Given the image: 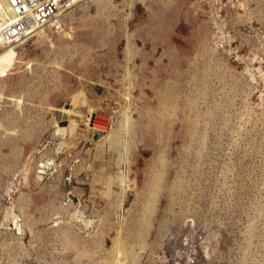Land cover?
Masks as SVG:
<instances>
[{
	"label": "rangeland",
	"instance_id": "rangeland-1",
	"mask_svg": "<svg viewBox=\"0 0 264 264\" xmlns=\"http://www.w3.org/2000/svg\"><path fill=\"white\" fill-rule=\"evenodd\" d=\"M130 2L85 0L0 69V220L27 211L0 264H113L118 243L125 264H264V0Z\"/></svg>",
	"mask_w": 264,
	"mask_h": 264
},
{
	"label": "bare ground",
	"instance_id": "bare-ground-1",
	"mask_svg": "<svg viewBox=\"0 0 264 264\" xmlns=\"http://www.w3.org/2000/svg\"><path fill=\"white\" fill-rule=\"evenodd\" d=\"M130 3L134 4L133 0H131ZM129 7H130V4H129ZM72 10L73 9H70L69 11H67L64 14V17ZM63 18L53 20V21H51L52 23L49 22L48 24H46L44 26L31 28V30L25 29V31H23L24 34L21 36L22 37L21 39L18 38L16 40L9 41V42H0V69L1 70L8 69L10 66H13L16 61H18V56H17L15 48L13 46L14 44L21 42L25 38L31 36L32 34L39 32L40 30H42V28H44L47 25H49V26L52 25V26H55L59 29H63V27H64V24H63L64 19ZM17 19H18L17 15L10 16L9 17V23H12V22L16 21ZM216 21L217 20H215V23H216ZM215 23H214V25H215ZM218 26H219V24H218ZM0 28H2V25L0 26ZM18 35H19V33H16V36H18ZM18 37H20V36H18ZM2 40H3V36L0 34V41H2ZM129 43H131V41ZM64 111L68 115V112L66 110H64ZM65 119H66L65 122H63V120L59 121L60 130H62L65 133V137L62 140L60 139L61 141H59L58 145L56 146V148H55L56 153H59L66 146H71V142H69L66 137L73 136V133L75 132V131H71V128H73L75 125L74 122L72 120H70L68 117ZM91 119H92V117L89 116L88 117V123L91 126H93L91 124ZM111 121H112V118L110 116V118L108 119V123L106 125V128L110 127ZM114 138L116 140H118L119 137L115 136ZM123 144H124V152L122 154V160L124 162H127L128 153H129V149H130L129 148V139L127 137L124 139ZM36 168H37L36 174H35L36 180L42 179L44 177V174L47 173L49 171V169L54 168V171L59 170L58 164H57V158L54 155H52V156H48L42 160H38L37 164H36ZM27 173H28L27 166L22 167L18 172H16L14 174V179H12L11 182L13 183V182H15V180H19L20 176H22V175L24 176ZM120 179H121L122 185L124 187H126L129 184V182L126 181V177L124 175H122ZM11 190H12V186H11V184H8L6 187L0 188V194L5 196V200H7L8 195L10 194ZM69 198H70V201L73 202V204H78V206H81L82 203H81L80 197L77 194L70 192ZM124 202H125V194L121 198V206L124 205ZM16 208L17 207H16V205H14L13 202L10 206L5 208V211H4L5 213H4V215H2L3 219L0 220V228L5 229L8 226L10 227L11 225H13L11 227L13 229H17L18 233L21 234V231H22V216H21V214L25 215V214H27V211L24 208V206H20L21 214H19L16 212ZM61 217H62V215L56 216V218H61ZM72 221L81 222L86 227H88L93 222L92 219H89L85 215V212L81 209V207H77L75 209V211L71 212L70 222H72ZM63 222H64V220L60 219L57 222H55V224H53V225L60 226V224ZM67 235H69V233H67ZM68 242H70V244L73 246L76 245V240H74V237L72 236L71 233H70V238H69ZM118 246H120L119 243L117 244L116 257H115V260L113 261V264H125L127 261H126V259L123 258L122 250L120 249V247L118 248ZM82 264H96V263H93L90 260H87V261H83Z\"/></svg>",
	"mask_w": 264,
	"mask_h": 264
},
{
	"label": "built area",
	"instance_id": "built-area-1",
	"mask_svg": "<svg viewBox=\"0 0 264 264\" xmlns=\"http://www.w3.org/2000/svg\"><path fill=\"white\" fill-rule=\"evenodd\" d=\"M85 0H0V34L9 42L21 39L25 29L31 30L57 19H62L70 9ZM17 15L18 19L9 23V17ZM52 23V22H51ZM16 33H19L16 36ZM25 36V35H24ZM13 226V225H12Z\"/></svg>",
	"mask_w": 264,
	"mask_h": 264
},
{
	"label": "water",
	"instance_id": "water-1",
	"mask_svg": "<svg viewBox=\"0 0 264 264\" xmlns=\"http://www.w3.org/2000/svg\"><path fill=\"white\" fill-rule=\"evenodd\" d=\"M109 118H110V115H108V114H104V113H94L92 115L91 124L92 125H95L96 123H99L100 122L99 124H101L104 127H106Z\"/></svg>",
	"mask_w": 264,
	"mask_h": 264
}]
</instances>
